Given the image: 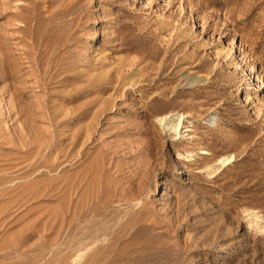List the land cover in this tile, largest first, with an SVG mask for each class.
Instances as JSON below:
<instances>
[{
    "label": "rangeland",
    "instance_id": "374dc122",
    "mask_svg": "<svg viewBox=\"0 0 264 264\" xmlns=\"http://www.w3.org/2000/svg\"><path fill=\"white\" fill-rule=\"evenodd\" d=\"M0 264H264V0H0Z\"/></svg>",
    "mask_w": 264,
    "mask_h": 264
},
{
    "label": "bare ground",
    "instance_id": "6f19581e",
    "mask_svg": "<svg viewBox=\"0 0 264 264\" xmlns=\"http://www.w3.org/2000/svg\"><path fill=\"white\" fill-rule=\"evenodd\" d=\"M159 117L157 119V122L162 124L163 126H166L168 130H172L173 135H179V126H180V117H174L171 118L170 116L167 115H162V116H157ZM232 157H221L217 160H219L220 165L224 164L225 162L229 161ZM255 220L258 218L256 215L252 216ZM258 226V224L256 223ZM259 229L261 227H258Z\"/></svg>",
    "mask_w": 264,
    "mask_h": 264
}]
</instances>
